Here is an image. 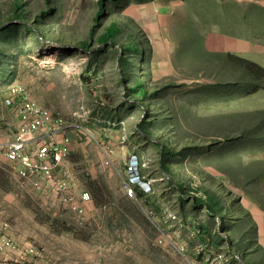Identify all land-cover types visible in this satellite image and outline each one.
Returning a JSON list of instances; mask_svg holds the SVG:
<instances>
[{"label":"rangeland","instance_id":"rangeland-1","mask_svg":"<svg viewBox=\"0 0 264 264\" xmlns=\"http://www.w3.org/2000/svg\"><path fill=\"white\" fill-rule=\"evenodd\" d=\"M24 1L0 18V146L18 127L5 99L19 83L64 121L77 144L64 164L76 192L91 191L93 201L82 214L54 202L0 153V224L8 226L1 231L16 237L19 249L7 251L10 264H214L221 253L218 264H264V217L244 207L264 208V162L256 161L263 125L255 110L246 111L256 85H220L193 65L156 75L160 53L129 18L131 0H105L100 17L99 0ZM187 3L180 57L193 59L192 37L204 18L264 35V9L254 3L243 11L247 19L218 0ZM113 24L118 32L102 42ZM117 135L128 149L116 157L108 146L119 172L101 155V145ZM132 150L152 180L150 192L134 197L124 188Z\"/></svg>","mask_w":264,"mask_h":264},{"label":"crops","instance_id":"crops-1","mask_svg":"<svg viewBox=\"0 0 264 264\" xmlns=\"http://www.w3.org/2000/svg\"><path fill=\"white\" fill-rule=\"evenodd\" d=\"M187 1L188 0H131L126 8L129 18L131 17L134 19L135 23L142 30L147 32L150 41L155 47L154 48L152 45L151 48L153 50L156 49V51L160 53L157 59L158 63L154 65V67H158L157 70H160L156 75H169L173 72L180 73L184 68L193 65L192 68L197 70L208 69L209 77H215V82L220 85L223 83V85L229 86H233L235 83H238V85L247 84L248 86L255 84L257 88L255 92L248 95L247 104L249 109L246 111H256L258 123L263 125L260 131L264 134V78H261V71L259 70V68L264 70V35L250 37L237 31L232 32L224 28V25L220 24V22L218 23V21H221L220 17H213L212 19L209 17L208 21L210 22L211 20L213 21L212 23H204L207 21L206 18H204L202 24L198 26V29L195 30V34L192 37L193 59L188 58L186 54H182L181 58L179 55L181 50H183L182 42L180 41V35L182 33L179 31L178 25H181V23L184 24L183 22L188 19L189 4ZM199 1L202 2V0ZM19 2H21V0H0V18L8 17L11 13H15V7ZM218 2L226 6L224 9L226 12L229 11L231 7L234 8L232 5L237 6L242 11V18L244 15L245 19H247L248 15L247 13L244 14L243 11L246 12L253 3L264 9V0H218ZM187 32L186 29L184 34H187ZM207 52L211 53V55H206ZM229 55H235L254 62L257 65L256 74H252L245 67L235 63V60L230 59ZM206 56H209V61L207 62L204 61ZM189 61L193 64L190 65L188 63ZM198 71L200 72L201 70ZM239 82H241V84H239ZM121 137V135H117L116 138L114 137L112 140L109 139L110 142H107L109 145L113 144L116 147V157L120 152H128L127 146H120ZM69 148L71 154V152L77 148V144L71 141ZM131 152H135L136 155H139V152L134 150ZM256 156L257 163L264 162L263 141H261V144L257 147ZM122 161H124V159H122ZM67 166L68 165L64 164L65 168L71 170L70 167ZM263 171L264 170H259V172ZM240 187H234L236 191L234 190L233 192H237V194L242 192L243 189ZM240 199L242 204H244L243 198L241 197ZM259 206L260 209L254 207L253 203L250 202L244 204V207L247 208L248 211H252L259 217H264V208L261 207V203H259ZM2 227L3 224H0L1 229ZM2 233L5 232L0 230V234ZM262 235L263 241L264 234ZM19 242H22V240L20 239ZM19 244V247H23L27 243ZM17 246L18 244L16 242V249L11 252L18 253L19 249H17ZM12 260L13 257L10 251L0 253V264H10Z\"/></svg>","mask_w":264,"mask_h":264},{"label":"built area","instance_id":"built-area-1","mask_svg":"<svg viewBox=\"0 0 264 264\" xmlns=\"http://www.w3.org/2000/svg\"><path fill=\"white\" fill-rule=\"evenodd\" d=\"M5 104L12 107L18 127L12 132L11 140L0 146V153L18 167L19 173L32 178L35 187L44 195L78 214L84 213L87 205L93 201V196L87 189L77 193L75 174L64 167L71 142L64 121L56 119L35 97L29 96L26 88L19 83L10 85ZM43 130H47L46 136L39 137L37 134ZM106 145H101L103 164L119 172L111 157L112 149L108 143ZM144 165V161L136 154H132L125 163L124 188L130 197L139 191L147 193L152 190V180L142 173ZM6 227L3 224L2 228ZM14 249V239L8 234H0V253ZM34 250L37 248L31 245L30 251ZM217 261H224V254L215 256L212 263L218 264Z\"/></svg>","mask_w":264,"mask_h":264},{"label":"trees","instance_id":"trees-1","mask_svg":"<svg viewBox=\"0 0 264 264\" xmlns=\"http://www.w3.org/2000/svg\"><path fill=\"white\" fill-rule=\"evenodd\" d=\"M17 5H18L17 11H19L23 7V5L19 4V3ZM99 12H100V14H97V17H100L105 12V0H99ZM118 30L119 29H118L117 25L113 24L109 28V31L105 32L103 35L100 36V39L102 40V42H106L108 37L116 35ZM83 46H85V45L83 44ZM86 46H88V45H86ZM229 57H230V59L235 60L234 61L235 63L240 64L241 66H243L246 69H248L252 74H256L257 65L254 62H252V61H250L248 59H245V58L237 57L235 55H229ZM259 70L261 71V78H264V70H262L261 68H259ZM140 128L142 129L141 125H140ZM211 201H213L212 198L211 197H207V202H211ZM206 204L209 206L208 203H206ZM212 204H214L216 206L218 204V201H213Z\"/></svg>","mask_w":264,"mask_h":264},{"label":"bare ground","instance_id":"bare-ground-1","mask_svg":"<svg viewBox=\"0 0 264 264\" xmlns=\"http://www.w3.org/2000/svg\"><path fill=\"white\" fill-rule=\"evenodd\" d=\"M38 251V250H37Z\"/></svg>","mask_w":264,"mask_h":264}]
</instances>
